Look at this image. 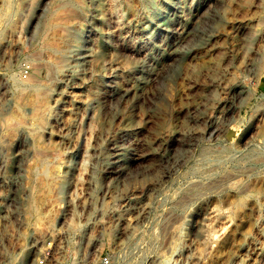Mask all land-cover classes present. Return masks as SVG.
I'll use <instances>...</instances> for the list:
<instances>
[{
    "label": "rangeland",
    "instance_id": "374dc122",
    "mask_svg": "<svg viewBox=\"0 0 264 264\" xmlns=\"http://www.w3.org/2000/svg\"><path fill=\"white\" fill-rule=\"evenodd\" d=\"M263 253L264 0H0V264Z\"/></svg>",
    "mask_w": 264,
    "mask_h": 264
},
{
    "label": "bare ground",
    "instance_id": "6f19581e",
    "mask_svg": "<svg viewBox=\"0 0 264 264\" xmlns=\"http://www.w3.org/2000/svg\"><path fill=\"white\" fill-rule=\"evenodd\" d=\"M160 11H158V10H153L152 11L149 19L147 20L149 25H153L154 24L155 26H162L164 24L163 21L165 19V16H164V14H161ZM187 25H185L183 27V30H182L183 33H188V31L191 30V29H194V30L197 29V25H190V26H187ZM48 69H50L49 66H48ZM159 71H161V68L159 69ZM157 74H159V73H157ZM122 90L126 92V91L129 90V88L125 87L124 89H119L118 92H122ZM143 144L146 145V142H143L142 145ZM147 146H149V145L147 144ZM64 189H65L64 185H62V184H59L58 187H57V194H58V196H57L58 197V203L57 204H58L59 207L64 206V202L67 201L64 198V195H63L64 192H65ZM223 213H224V211L220 210L218 207H215V206L206 205V206L202 207L200 209V211H198V215H197L198 218L200 219V222L196 226V235H198L199 237L200 236H206L208 239H217V242H218L217 245L219 247H221L222 244H225L226 243L225 240L228 239V237L227 236H221V237L217 238L218 236L215 233V230H210L211 228L208 227V226L211 225L212 221H215V220L221 218ZM244 214L245 213L242 210L239 212V216L241 218H243ZM129 220H130V223H133L135 221V218L134 217H129ZM35 241H36V238L34 239V243H35ZM217 250L213 251L214 252L213 253L214 257L215 256L216 257L219 256L218 253H217ZM261 261H262V264H264V253H263V257H261L260 262Z\"/></svg>",
    "mask_w": 264,
    "mask_h": 264
},
{
    "label": "built area",
    "instance_id": "2783aa9c",
    "mask_svg": "<svg viewBox=\"0 0 264 264\" xmlns=\"http://www.w3.org/2000/svg\"><path fill=\"white\" fill-rule=\"evenodd\" d=\"M103 262L107 263V262H108V261H107V258H104Z\"/></svg>",
    "mask_w": 264,
    "mask_h": 264
}]
</instances>
